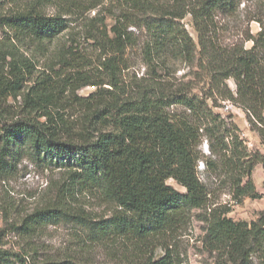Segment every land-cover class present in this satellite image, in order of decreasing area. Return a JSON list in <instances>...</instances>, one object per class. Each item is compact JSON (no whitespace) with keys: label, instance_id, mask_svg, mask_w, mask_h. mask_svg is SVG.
Here are the masks:
<instances>
[{"label":"trees","instance_id":"trees-1","mask_svg":"<svg viewBox=\"0 0 264 264\" xmlns=\"http://www.w3.org/2000/svg\"><path fill=\"white\" fill-rule=\"evenodd\" d=\"M56 1L78 6L85 0ZM91 2L90 9L100 4ZM118 2L119 11L98 38L100 68L107 80L82 76L72 95L62 99L44 78L24 95L23 116L8 120L0 108V175L12 174L21 159L63 168L72 189L95 193L112 205V212L94 218L66 202L55 203L35 209L13 229L27 233L48 223L68 222L90 242L121 241L130 254L126 264H179L167 245L156 259L147 257L146 248L163 245L167 234L187 224L193 209L209 210L201 217L206 222L201 243L213 264H264V212L247 222L227 217L228 208L210 209L211 192L197 170V148L205 138L210 155L202 161L205 169L229 185L234 199L258 197L251 176L259 163L264 170V153L249 151L230 111L216 109L224 102L241 109L264 147V0ZM187 15L195 38L183 23ZM0 28L45 41L67 24L62 16L31 6L0 12ZM140 39L147 70L124 83L121 72L128 66L123 56ZM175 60L193 70V80L165 83L160 72ZM13 69L11 95L16 97L23 76L19 66ZM87 85L97 90L75 95ZM72 108L81 112L76 119L65 114ZM133 250L139 254L134 261ZM14 262L29 264L26 257L0 247V264Z\"/></svg>","mask_w":264,"mask_h":264},{"label":"rangeland","instance_id":"rangeland-1","mask_svg":"<svg viewBox=\"0 0 264 264\" xmlns=\"http://www.w3.org/2000/svg\"><path fill=\"white\" fill-rule=\"evenodd\" d=\"M91 1L85 0L77 6L56 0H50L45 4L38 0H0L2 13L35 6L46 15L62 16L67 24V28L59 35L45 41L25 38L11 30L0 28V108L8 120L25 114L24 95L31 92L44 78L51 91L62 99L72 95V89L82 76L95 82L108 79L107 73L100 68V60L103 59H100L98 38L104 24L109 26L112 17L119 11V2L98 0L100 4L90 9ZM183 23L195 38L189 15L183 19ZM129 29L137 33L136 29ZM252 29L256 30L257 25L252 24ZM140 44L141 39L138 46L127 48L123 56L128 66L121 72L124 83L136 81L135 78H140L147 70ZM14 66L21 68L23 76V79L19 80L16 97L11 95ZM192 71L185 64L175 60L167 70L160 73L165 83L180 85L193 80ZM228 83L234 88L232 81ZM96 90V86L87 85L77 89L75 95L85 97ZM223 105V108H217L216 111L223 112L225 109L230 111L231 120L239 127V135L247 149L264 153V147L260 146L258 135L250 128L244 112L227 102ZM80 113V110L74 108L65 112L70 119H76ZM223 116L227 117L225 114ZM197 151L200 153L198 177L211 192L208 206L210 209L228 208L227 217L234 221L247 222L264 212V170L260 163L255 165L251 176L258 197L244 196L236 200L232 197L229 185L219 182L215 175L203 166L202 161L210 156L205 138ZM167 183L184 191V188L172 179H168ZM63 202H66L65 205L68 207L79 209L94 218L107 217L112 212V205L104 203L95 193L72 189L68 184L66 169L46 167L21 159L12 174L0 175V247L26 257L29 264L45 261H70L71 264L130 262V254L125 252L127 248L125 249L121 241L108 244L90 242L84 232L68 222L48 223L37 226L27 233L13 229L35 209ZM208 212L209 210L204 212L193 209L187 224L167 234L163 245L154 244L146 248L147 257L153 256L156 259L162 256L164 246L167 245L174 255H177V260L181 262L179 264H213V258L203 249L201 243L206 229V222L201 217ZM138 255L133 250L131 255L133 261Z\"/></svg>","mask_w":264,"mask_h":264},{"label":"built area","instance_id":"built-area-1","mask_svg":"<svg viewBox=\"0 0 264 264\" xmlns=\"http://www.w3.org/2000/svg\"><path fill=\"white\" fill-rule=\"evenodd\" d=\"M206 147H207V145H206Z\"/></svg>","mask_w":264,"mask_h":264}]
</instances>
